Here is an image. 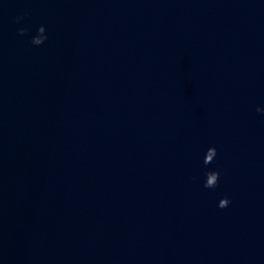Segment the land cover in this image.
Instances as JSON below:
<instances>
[{
	"label": "water",
	"instance_id": "water-1",
	"mask_svg": "<svg viewBox=\"0 0 264 264\" xmlns=\"http://www.w3.org/2000/svg\"><path fill=\"white\" fill-rule=\"evenodd\" d=\"M257 107L264 0H0V264H264Z\"/></svg>",
	"mask_w": 264,
	"mask_h": 264
},
{
	"label": "clouds",
	"instance_id": "clouds-1",
	"mask_svg": "<svg viewBox=\"0 0 264 264\" xmlns=\"http://www.w3.org/2000/svg\"><path fill=\"white\" fill-rule=\"evenodd\" d=\"M21 19H23V17H18L16 22L19 23ZM41 25H42L43 28H44V33H43V42H44V41L48 38V33H47V31H46V26H45L43 23L40 24V25L38 26V28H40ZM38 28H37V29H38ZM37 29H36V34L33 35V36L31 37V44H32L33 46H38V45L42 44V43H38V42H36V40L34 39V37L38 34V33H37ZM27 33H28V29H26V28H20V29L18 30V35H20V36H25ZM256 112H257L258 114L264 115V107H257V108H256ZM209 148L214 149V156H213V160H212V163H213V161L216 159V157H217V155H218V153H217V149H216L215 146H210V147H208L207 150H206V152L204 153V156L208 153V149H209ZM203 164L205 165V167L208 166V165H206V164L204 163V157H203ZM209 172H213V173L216 174V183H215L211 188H206V187H205V180H206V176H207V174H208ZM220 176H221V173H220L219 170H211V171H207V172L205 173V180H204V183H203V187L206 188V189H215V188L218 186V184H219ZM221 201H224V203L221 204ZM230 204H231V199H230L228 196H224V197H222V198L219 199L218 204H217V207H218L219 209L223 210V209L228 208V207L230 206Z\"/></svg>",
	"mask_w": 264,
	"mask_h": 264
}]
</instances>
